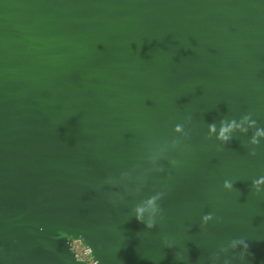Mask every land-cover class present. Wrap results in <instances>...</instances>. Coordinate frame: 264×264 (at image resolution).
<instances>
[{
  "label": "water",
  "instance_id": "1",
  "mask_svg": "<svg viewBox=\"0 0 264 264\" xmlns=\"http://www.w3.org/2000/svg\"><path fill=\"white\" fill-rule=\"evenodd\" d=\"M245 116L264 128V0H0V264H88L72 239L96 264H264V138L217 139Z\"/></svg>",
  "mask_w": 264,
  "mask_h": 264
},
{
  "label": "clouds",
  "instance_id": "2",
  "mask_svg": "<svg viewBox=\"0 0 264 264\" xmlns=\"http://www.w3.org/2000/svg\"><path fill=\"white\" fill-rule=\"evenodd\" d=\"M243 121L248 123V127L245 128L243 127L242 124H238L236 122V120H231V122L226 121V120H222L221 121V127L219 130V135L217 136V139L219 141H221L224 144H227L231 139L232 136L230 135L231 133H233L236 130H240L243 133H247L248 128H256V131L254 132L252 139H251V144L252 145H258L260 138H264V128H258L256 125V122L251 120L250 116H245L243 117ZM175 131L176 132H183V126L182 125H177L175 127ZM209 132L210 134H214L216 133V125L215 123L213 124H209ZM255 152H252V155H255ZM173 164H176V161H172ZM261 185H264V177H260L258 179H255L253 181V188L256 190L257 193H259L261 191ZM233 183L231 181H225L224 182V188L231 191L233 190ZM162 197L160 194L154 195L149 197L146 200L147 205L152 208L153 210V216H155L159 211V207H158V200H160ZM144 211L145 209L143 207H137L136 208V219L137 221L144 223L146 225V227L148 229H153L155 227L156 221L154 218H150L149 220L145 221L144 220ZM213 219V215L212 214H206L203 216L202 220H203V224L207 225L209 221H211ZM238 245H242L243 248L245 250L249 249V245L248 243H246L244 240H239V241H233L231 244L232 248H236ZM225 264H228L227 261H225Z\"/></svg>",
  "mask_w": 264,
  "mask_h": 264
},
{
  "label": "built area",
  "instance_id": "3",
  "mask_svg": "<svg viewBox=\"0 0 264 264\" xmlns=\"http://www.w3.org/2000/svg\"><path fill=\"white\" fill-rule=\"evenodd\" d=\"M71 244L79 258L85 259L88 264H96L91 249L80 239H72Z\"/></svg>",
  "mask_w": 264,
  "mask_h": 264
}]
</instances>
